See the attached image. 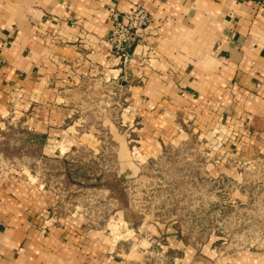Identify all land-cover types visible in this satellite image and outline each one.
Masks as SVG:
<instances>
[{"label": "crops", "instance_id": "0c3cea01", "mask_svg": "<svg viewBox=\"0 0 264 264\" xmlns=\"http://www.w3.org/2000/svg\"><path fill=\"white\" fill-rule=\"evenodd\" d=\"M136 4L151 24L124 61L107 41L111 13ZM123 79L146 126L220 108L264 160V8L253 0H0V125L26 117L46 143L70 142L86 96ZM22 189L0 176V264H130L120 233Z\"/></svg>", "mask_w": 264, "mask_h": 264}, {"label": "rangeland", "instance_id": "374dc122", "mask_svg": "<svg viewBox=\"0 0 264 264\" xmlns=\"http://www.w3.org/2000/svg\"><path fill=\"white\" fill-rule=\"evenodd\" d=\"M126 79L86 96L70 142L46 143L11 115L0 125V176L120 233L130 264H264L260 141L241 144L220 108L146 126L128 108Z\"/></svg>", "mask_w": 264, "mask_h": 264}, {"label": "built area", "instance_id": "2783aa9c", "mask_svg": "<svg viewBox=\"0 0 264 264\" xmlns=\"http://www.w3.org/2000/svg\"><path fill=\"white\" fill-rule=\"evenodd\" d=\"M256 5L264 8V0H253ZM111 31L107 41L111 47L112 55L124 61L132 58L129 51L130 44L137 38V33L151 24V15L141 5L136 4L130 10L122 13H111Z\"/></svg>", "mask_w": 264, "mask_h": 264}]
</instances>
